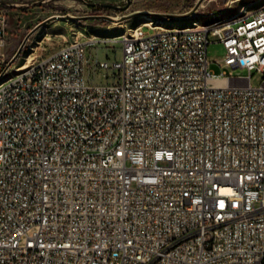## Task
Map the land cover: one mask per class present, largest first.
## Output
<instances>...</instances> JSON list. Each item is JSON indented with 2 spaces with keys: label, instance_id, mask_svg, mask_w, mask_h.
I'll list each match as a JSON object with an SVG mask.
<instances>
[{
  "label": "built area",
  "instance_id": "built-area-1",
  "mask_svg": "<svg viewBox=\"0 0 264 264\" xmlns=\"http://www.w3.org/2000/svg\"><path fill=\"white\" fill-rule=\"evenodd\" d=\"M10 33L0 6V72ZM212 39L246 73L211 71ZM92 42L0 90V264H264V6L121 41L111 83L85 79Z\"/></svg>",
  "mask_w": 264,
  "mask_h": 264
},
{
  "label": "rangeland",
  "instance_id": "rangeland-1",
  "mask_svg": "<svg viewBox=\"0 0 264 264\" xmlns=\"http://www.w3.org/2000/svg\"><path fill=\"white\" fill-rule=\"evenodd\" d=\"M90 2H96L98 6L92 7L91 4L86 3L84 0H53L47 3L34 5L30 7L16 8L1 5L5 8L10 15V28L11 36L8 44V50L10 53H15L20 44L25 38L27 33H30L29 37L25 40L19 55L8 66L1 79L7 78L13 75L20 63L25 61L26 54H37L40 58L47 56L52 50L60 47L66 39H72L77 33L78 28L72 26L75 23L79 25L83 24H95L100 22L102 24H109L113 26L112 31H106V33H113L118 35L124 30L128 32L129 29L135 26L134 20L131 17L137 14H147L153 21H158V16L154 14L161 13L163 10H175V18L181 19V17H187L194 10L197 9L198 15H216L219 16H205L203 21L207 19H222L231 17L238 13L241 7L246 4L247 12H253L260 7L264 0H87ZM100 3H111L119 8H111L108 10L102 9ZM195 9L192 10V8ZM76 15L86 16L83 19L75 20L66 17H53L54 15ZM100 15H107L110 18H105ZM139 15V16H140ZM138 16V19H139ZM130 18V19H129ZM168 18V17H167ZM249 18V17H248ZM123 24L122 26H117ZM81 23V24H80ZM56 24L55 31L46 29L48 26ZM59 24V25H57ZM163 26L172 25L173 23L163 21ZM176 25V23H175ZM58 28V29H56ZM156 31L155 28L150 26H144V33H151ZM88 35L81 33L79 40L86 42ZM94 42L86 44L84 48V56L86 59L84 65V76L88 83H111L118 80L117 69L100 68L95 67V63L98 61H106L111 64L114 61H121L122 58V40L121 37L116 39L103 38L96 36ZM37 44L36 47L31 49V46ZM207 57L210 60L209 68L215 73H219L225 70L226 73L241 72L246 73L245 70L233 69L230 66L222 64V58L225 53V48L219 41L211 40L207 45ZM250 82L254 86H258L263 79L262 73L256 70L250 72Z\"/></svg>",
  "mask_w": 264,
  "mask_h": 264
},
{
  "label": "bare ground",
  "instance_id": "bare-ground-1",
  "mask_svg": "<svg viewBox=\"0 0 264 264\" xmlns=\"http://www.w3.org/2000/svg\"><path fill=\"white\" fill-rule=\"evenodd\" d=\"M264 6V3L257 8V10L255 11H258L260 10V8H262ZM247 5L244 4L241 9L238 11L237 14L231 16V17H227V18H222V19H214L206 24H199L197 22H194L192 23L190 26H185V27H175V28H162L160 26H157L155 25V21L152 20L151 17H149L147 14H143V17L144 18H140V19H145L146 22L142 23L141 25H137L136 27L132 28V29H129L128 32L126 30H124L123 32H121L120 34L118 35H114L113 39H116L117 37H121V40H128V39H132L133 38V45H144L145 44V40L148 36L147 33H144L143 32V27L144 26H148V25H151L153 28L156 29V31H164L165 29H170L172 30L173 32L175 33H186L187 31H189L190 29H193L194 27H206V26H211L213 24H221L222 22H238V21H242L244 20V17L247 13ZM117 23V26H122L123 24H118V22H115ZM137 30L135 31L134 29ZM58 29V28H56ZM81 32V31H80ZM80 32H77L76 33V36L79 37V35L81 34ZM66 42V41H64ZM37 44H34L31 46V49H33L34 47H36ZM26 60L23 61L22 63H20L18 66H16V69L17 71L11 75V76H8L7 78H4V79H1L2 78V75L4 74V72L6 71V68L4 69H1V72H0V90H2L3 87H9L10 86V83L12 81V78H17V79H24L26 77V75L28 74H31L34 72V64H27L28 61L30 60V55L29 54H26L25 57H24Z\"/></svg>",
  "mask_w": 264,
  "mask_h": 264
},
{
  "label": "crops",
  "instance_id": "crops-1",
  "mask_svg": "<svg viewBox=\"0 0 264 264\" xmlns=\"http://www.w3.org/2000/svg\"><path fill=\"white\" fill-rule=\"evenodd\" d=\"M197 9L193 11V13H191L189 16L187 17H181V19H174L175 18V10H163L161 13H157L154 14L155 16H158V21L155 22L157 26H160L162 28H175V27H185V26H190L192 23L197 22L199 24H206L208 22L211 21V19H207L205 21H203L205 16H219V14L216 15H211L209 14H205V15H198L197 13ZM137 14L133 17H131V19L134 20L135 26L137 25H141L142 23L146 22L145 19H140V18H144L143 14ZM139 16V19H138ZM149 16V15H148ZM168 17V18H167ZM170 17H174L173 19H171ZM130 19V18H129ZM163 21L168 22L170 24L173 23L172 25H168V26H163L162 23ZM176 23V25H175ZM81 24V23H80ZM59 25V24H57ZM72 26H75L78 28V32L80 33H85L88 35V38H95L96 36H101L103 38H111L114 36V34L112 33H106V31H112L113 26L109 25V24H102L100 22H96L95 24H81L79 25L78 23L73 24ZM56 24H52L50 26H48L46 29H49L50 31H55V29H51V28H55ZM132 27V28H134Z\"/></svg>",
  "mask_w": 264,
  "mask_h": 264
},
{
  "label": "water",
  "instance_id": "water-1",
  "mask_svg": "<svg viewBox=\"0 0 264 264\" xmlns=\"http://www.w3.org/2000/svg\"><path fill=\"white\" fill-rule=\"evenodd\" d=\"M50 1H53V0H0V6L1 5H6V6H9V7L23 8V7H30V6H34V5H39V4H42V3H47V2H50ZM84 1L86 3H88V4H91V5H96L97 4L96 2H90V1H87V0H84ZM128 1L129 0H127V2ZM99 5L106 6V7H111V8H114V9L120 7V6L111 4V3H100ZM195 7L196 6H194L192 8V10L195 9ZM100 16L105 17V18H110L107 15H100ZM53 17H66V18H71V19H75V20H80V19L85 18L86 16L58 14V15H54ZM30 33H31V31L25 35L24 40L22 41V43L20 44L19 48L17 49V51L12 56V58L10 60V63L19 55V52H20L23 44L25 43V40L29 37Z\"/></svg>",
  "mask_w": 264,
  "mask_h": 264
},
{
  "label": "flooded vegetation",
  "instance_id": "flooded-vegetation-1",
  "mask_svg": "<svg viewBox=\"0 0 264 264\" xmlns=\"http://www.w3.org/2000/svg\"><path fill=\"white\" fill-rule=\"evenodd\" d=\"M96 6H98V5H96ZM102 9L108 10V9H110V7L104 6V7H102Z\"/></svg>",
  "mask_w": 264,
  "mask_h": 264
},
{
  "label": "trees",
  "instance_id": "trees-1",
  "mask_svg": "<svg viewBox=\"0 0 264 264\" xmlns=\"http://www.w3.org/2000/svg\"><path fill=\"white\" fill-rule=\"evenodd\" d=\"M92 7H95L96 5H91Z\"/></svg>",
  "mask_w": 264,
  "mask_h": 264
}]
</instances>
